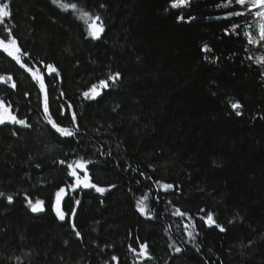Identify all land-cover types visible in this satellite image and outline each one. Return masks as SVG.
<instances>
[{
    "label": "trees",
    "instance_id": "obj_1",
    "mask_svg": "<svg viewBox=\"0 0 264 264\" xmlns=\"http://www.w3.org/2000/svg\"><path fill=\"white\" fill-rule=\"evenodd\" d=\"M4 2L0 40L16 41L20 63L0 51V102L29 126L0 125V264H264V41L245 36L258 38L256 10L235 0H60L75 11ZM83 12L101 18L100 39ZM102 80L109 87L85 98ZM74 161L88 162L103 193L75 187ZM61 188L63 221L53 211ZM28 200L44 211L34 216ZM209 212L225 232L204 223Z\"/></svg>",
    "mask_w": 264,
    "mask_h": 264
},
{
    "label": "snow or ice",
    "instance_id": "obj_2",
    "mask_svg": "<svg viewBox=\"0 0 264 264\" xmlns=\"http://www.w3.org/2000/svg\"><path fill=\"white\" fill-rule=\"evenodd\" d=\"M54 4H57L59 7H62L63 9L67 10L69 7H71L72 10H77V6L75 4H62L60 3V0H53ZM232 3V0H229V4ZM235 3L237 5H240L241 7H247L248 11L251 12L253 9H258L259 11H256L254 14L259 17L262 21H264V0H235ZM188 0H172V3L170 7L172 9H180L182 7L187 6ZM226 7L228 5H225ZM103 7V5H101ZM234 15H242L240 12H235L233 13ZM11 16L10 12V4L8 2L0 3V24L4 23L5 18H8ZM83 17H86L90 23L88 24L89 28V35L91 36L92 39H100L101 34L104 31V25L101 22V18L99 16H95L94 18L89 16L87 12L82 13ZM179 20H183V16L178 17ZM259 35L257 39H253V36L251 33H245V36L248 38V43L249 44H256L259 45L260 42L264 41V23H260L259 27L257 29ZM0 49H2L4 52H6L9 56H11L13 59L17 61V63H20L19 56L17 53L20 51L19 48L16 47V41L13 39L9 41L8 43H5L4 40H0ZM204 51H208L207 48L204 49ZM258 63L264 65V57H260L258 60ZM21 67H25V64L21 63ZM49 73L54 72L55 69L51 66H47ZM28 71H31V69H27ZM34 79H36L40 83L41 90H44V82L43 78L38 74V72L33 73ZM120 77L119 73H116L115 75L109 76L108 80H111L113 84L115 83L116 80H118ZM11 79V77H9ZM15 87V84L12 85ZM109 87L108 81L107 80H102L100 81L99 85H93L92 88L84 93L85 98H91L95 99L97 96L101 95V91L98 89H107ZM232 110L235 112L236 116L242 115L241 111L239 109L242 108V105L239 102H233L231 104ZM44 111L45 114L47 115L49 112V104L47 101V96L45 97V103H44ZM73 120H75V116L73 115ZM6 121H10L15 124H20L25 127H28L23 120H18L14 115H11L9 108L5 107L2 102H0V125L4 124ZM48 122L51 124V126L61 135V136H66L70 137L73 136L74 133L64 127H60L56 122H54L51 117H48ZM61 164H64V161L60 162ZM88 162H83V161H74L73 164H68L67 167L71 169L69 175L73 176L75 178V187H79L83 185L85 188H95L97 192L103 193L105 190L102 188L97 187L95 184L90 183V177L86 171ZM74 165V166H73ZM76 168H79L81 171L84 172V176L81 177L80 175L77 174ZM172 185L165 184L163 185L164 189H169L171 188ZM74 190V189H73ZM65 194V189L61 188L59 189L55 196V213L56 216L61 220H65L67 213H65L62 208H61V200L63 199ZM0 196H4L3 193H0ZM8 202H12V197L9 196L7 197ZM77 204H79V201H76ZM44 201L42 200H36L33 202L32 200H28V206L30 207L32 212H42L44 211L43 208ZM138 210L141 212V214H144L146 211V208L143 206V201H138L137 204ZM176 214L180 216H184L185 213L181 212L179 209L176 210ZM71 215L74 217L75 216V211L73 210ZM201 219L204 221L205 224L208 226H214L215 228L219 229L220 232H225L226 229L223 225L217 223V221L214 219V216L211 212L207 213L205 217H201ZM231 223V221H230ZM72 229L76 233V236H80V232L76 231V225L73 223L72 224ZM135 251V249H133ZM177 252L180 251L179 248L176 249ZM147 254V245L146 244H141L140 245V255H146ZM116 257H113V260H115Z\"/></svg>",
    "mask_w": 264,
    "mask_h": 264
},
{
    "label": "water",
    "instance_id": "obj_3",
    "mask_svg": "<svg viewBox=\"0 0 264 264\" xmlns=\"http://www.w3.org/2000/svg\"><path fill=\"white\" fill-rule=\"evenodd\" d=\"M46 73H47V75H48V76H50V75H51V73H49V71H48V68L46 69ZM33 213H34V212H33ZM34 214H35V215H38V214H39V212H35Z\"/></svg>",
    "mask_w": 264,
    "mask_h": 264
},
{
    "label": "rangeland",
    "instance_id": "obj_4",
    "mask_svg": "<svg viewBox=\"0 0 264 264\" xmlns=\"http://www.w3.org/2000/svg\"><path fill=\"white\" fill-rule=\"evenodd\" d=\"M262 23H264V21H262ZM88 35H89V33H88ZM89 37H91L90 35H89ZM0 50H2V49H0ZM11 113V112H10ZM11 115H12V113H11ZM5 123H7V124H13L12 122H10V121H6Z\"/></svg>",
    "mask_w": 264,
    "mask_h": 264
}]
</instances>
